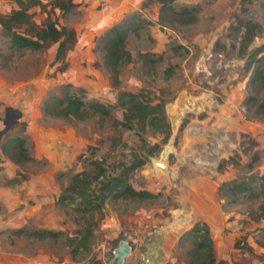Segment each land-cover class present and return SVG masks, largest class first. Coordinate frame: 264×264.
<instances>
[{
    "label": "rangeland",
    "instance_id": "1",
    "mask_svg": "<svg viewBox=\"0 0 264 264\" xmlns=\"http://www.w3.org/2000/svg\"><path fill=\"white\" fill-rule=\"evenodd\" d=\"M144 1L72 0L76 6L65 16L55 10L51 17L76 34L64 70L54 62L55 44L41 51H13L0 37V53L10 56L8 66H0V130L6 107L21 112L0 141L25 135L34 159L16 165L0 152V264H106L120 239L131 247L123 264H183L187 242L179 237L198 221L209 226L217 259L264 264V218L253 219L261 199L256 178L264 173V115L246 103L253 96L247 85L250 72L243 69L245 56L237 52L240 32L235 28L240 19L263 29L264 0H177L176 6L197 5L199 11L194 23L172 27L158 24L157 5L144 6ZM12 7L13 0H0V12ZM29 11L37 22L45 17L38 7ZM130 13L152 24L128 37L126 48L134 62L120 68V84L114 88L95 42ZM263 42L259 33L248 51ZM138 52L162 54V61L145 72L136 61ZM167 67L170 76L164 75ZM65 84L81 89L85 100L109 105L118 90L141 91L152 104L164 102L168 126L143 132L124 128L114 123L122 120L120 108L100 122L97 115L83 121L43 115V100ZM263 96L260 92L258 97ZM166 146L165 170L158 171L152 160ZM254 155L257 161L252 162ZM135 158L144 162L129 174L128 183L154 197L105 201L92 214L95 224L86 246L73 256L64 237L75 235L84 220L57 203L61 190L92 159L115 174ZM227 158L230 164L217 170ZM232 179L252 181L257 196L243 192L234 200L221 197L216 188ZM208 203L220 215L211 222L205 214ZM18 229L23 232H13ZM34 229L61 231L63 236L37 240L27 235ZM237 242L252 252L235 248Z\"/></svg>",
    "mask_w": 264,
    "mask_h": 264
},
{
    "label": "trees",
    "instance_id": "2",
    "mask_svg": "<svg viewBox=\"0 0 264 264\" xmlns=\"http://www.w3.org/2000/svg\"><path fill=\"white\" fill-rule=\"evenodd\" d=\"M176 1L145 0L143 5L151 3L157 5V23L160 25L172 27L194 23L199 6H176ZM13 2L16 7H12L7 12H0V37L7 43L8 48L13 51H41L55 44L54 62L60 63L61 70H64L66 53L75 44L76 34L73 28L58 24L56 17L52 18L51 15L57 10L63 17L76 4L72 0H48L45 3L39 0H13ZM48 6L49 8H47ZM33 7H38L39 11L45 14L44 19L40 22L35 21L34 13L29 11ZM236 22L238 25L235 28L240 32L237 52L240 56H245L243 69L245 72H250L247 85L253 93V96L247 97L246 103L253 108L255 114L264 115V96L258 97L260 92L264 93V55L261 54L264 50V42L248 51L254 37L261 33L264 38V28L261 29L259 24L251 20L237 19ZM151 24L152 21L142 18L138 13H130L97 37L95 47L101 55L102 65L108 73L109 83L112 87L117 88L120 84V68L134 62L126 48L128 37L137 35L139 31ZM0 57L3 60L0 66L6 68L10 56L2 52ZM136 61L139 63V69L152 72L155 65L162 61V54L138 52ZM163 72L165 76H170V67L165 68ZM163 106L164 102L160 100L152 104L151 100L141 91L118 90L114 103L110 105L97 100H85L81 89L65 84L60 88L58 94L48 95L43 100L41 111L43 115L49 117L74 121H83L90 115H97L100 122L110 115L113 108H120L122 120H116L114 123L124 128L135 127L139 132H143L147 127L156 131L168 126ZM0 152L16 165H23L34 160L28 150L26 136L21 134L5 136L0 141ZM255 161H257L256 155L252 159V162ZM143 162V159L135 158L128 164H121L115 174H108L100 160L92 159L86 170L70 176L57 198V203L68 207L84 220L75 235L64 237V243L69 247L73 256L79 248L86 246L95 224L92 214L100 212L105 201L146 200L154 197L146 190H135L128 183L129 174L140 167ZM252 162L247 165L249 170L252 167ZM227 164H230V158L219 162L217 170H222ZM12 181L13 179L7 182ZM256 182L257 194L261 199L256 206V214L253 219L258 220L264 218V173L257 176ZM251 184L252 181L232 179L220 183L217 192L221 197L232 200L243 192H248V195L255 197L257 194L254 195L255 191ZM13 232L21 233L23 229ZM27 235L37 240H45L61 238L63 233L49 229H34L28 231ZM185 241L187 246L184 250L185 261L183 264H232L225 259L215 257L209 227L203 221L195 222L180 235L179 242ZM236 247L252 252L247 244L239 245L237 242Z\"/></svg>",
    "mask_w": 264,
    "mask_h": 264
},
{
    "label": "water",
    "instance_id": "3",
    "mask_svg": "<svg viewBox=\"0 0 264 264\" xmlns=\"http://www.w3.org/2000/svg\"><path fill=\"white\" fill-rule=\"evenodd\" d=\"M5 117L3 119V127L0 130V137H2L13 125L17 124L18 119L21 116V112L17 109L6 107L4 109ZM169 147L166 146L160 152V158L158 160H152L153 167L158 171L165 170V156L169 151ZM131 247L124 239H120L117 242V246L112 249V257L106 264H123L126 257L130 254Z\"/></svg>",
    "mask_w": 264,
    "mask_h": 264
},
{
    "label": "crops",
    "instance_id": "4",
    "mask_svg": "<svg viewBox=\"0 0 264 264\" xmlns=\"http://www.w3.org/2000/svg\"><path fill=\"white\" fill-rule=\"evenodd\" d=\"M216 192H217V188H216ZM208 207L210 208V210L208 211L209 214H207V212H205V214H206V218H207V220H209V222L214 220V217L220 218L219 211L215 207H213V205H209V203H208Z\"/></svg>",
    "mask_w": 264,
    "mask_h": 264
}]
</instances>
